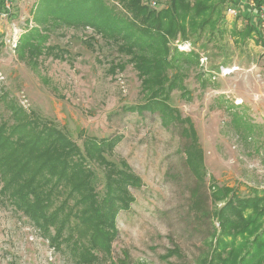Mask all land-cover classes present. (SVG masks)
I'll use <instances>...</instances> for the list:
<instances>
[{
	"label": "rangeland",
	"instance_id": "obj_1",
	"mask_svg": "<svg viewBox=\"0 0 264 264\" xmlns=\"http://www.w3.org/2000/svg\"><path fill=\"white\" fill-rule=\"evenodd\" d=\"M44 1L13 0L9 15L0 16V96L61 128L81 146L88 136L120 135L112 158H124L142 179L141 186L131 187L135 201L117 216L111 254L95 264H200L208 250L204 238L219 223L210 216L196 218L192 189L198 188L202 207L212 212L214 183L243 192L264 188V42L256 37L243 42L233 33L246 24L240 6L246 9L253 0H239L237 16L228 15L226 7L233 5L228 1L226 23L213 34L209 27L200 37L171 42L199 53V61L183 69V83L171 93L170 104L194 125L204 155L202 178L187 161L191 138L183 129L188 122L166 124L158 110L125 109L145 102L146 94L115 40L100 25L69 23L51 12L82 0H48V8ZM102 3L111 16L126 12L119 0ZM14 26L23 29L20 35ZM31 29L55 48L40 54L22 48L21 37ZM121 61L126 66L114 70L111 63ZM0 107L10 117L2 99ZM94 166L102 191L105 168ZM175 248L178 252H171ZM0 264L80 263L66 242L52 244L22 211L0 200Z\"/></svg>",
	"mask_w": 264,
	"mask_h": 264
},
{
	"label": "trees",
	"instance_id": "obj_2",
	"mask_svg": "<svg viewBox=\"0 0 264 264\" xmlns=\"http://www.w3.org/2000/svg\"><path fill=\"white\" fill-rule=\"evenodd\" d=\"M3 1L0 0V10ZM119 1L127 12L122 17L111 16L102 0L58 5L51 12L69 23L100 25L105 35L115 40L118 50L137 70L142 94H146L145 102L125 109L141 113L158 110L166 124L176 119L188 122L183 129L191 138L185 146L187 161L195 175L202 178L204 155L197 144L194 125L170 104L171 93L183 83V69L197 63L199 53L179 50L171 42L179 37L182 41L200 37L209 27L213 34L226 23L225 4L231 1L236 7L239 0ZM44 2L48 8L49 1ZM253 2L249 9L247 5L246 9L240 6L246 24L241 30L235 27L233 33L243 42L251 37L264 42L260 26L264 0ZM45 38L38 29H31L23 33L20 46L32 49L33 54L55 48L45 46ZM111 65L116 70L123 69L126 63ZM1 99L12 114L5 117L0 107V200L22 211L52 244L66 242L80 264L103 260L111 254L119 212L135 201L131 187L142 184L141 177L124 158L119 162L112 158L121 136H88L81 146L34 112H27L5 95ZM93 163L105 168L102 191L98 190L100 175ZM210 190L215 203L212 212L202 207L198 188L192 189L196 218L204 221L210 216L219 223L213 224L204 238L208 250L203 252L200 264H264V188L251 187L243 192L214 183Z\"/></svg>",
	"mask_w": 264,
	"mask_h": 264
},
{
	"label": "built area",
	"instance_id": "obj_3",
	"mask_svg": "<svg viewBox=\"0 0 264 264\" xmlns=\"http://www.w3.org/2000/svg\"><path fill=\"white\" fill-rule=\"evenodd\" d=\"M155 4V2H153ZM3 7L0 10V16L1 17H7L9 15V12L12 10L13 0H4L2 3ZM261 20H260V26L262 31H264V7L262 6L261 9ZM227 13L230 16H237L239 14V10L235 6H229L227 7ZM23 29H18V27L14 26V32H17V34H21L20 31ZM263 33V32H262ZM17 34H12L13 37H15Z\"/></svg>",
	"mask_w": 264,
	"mask_h": 264
}]
</instances>
